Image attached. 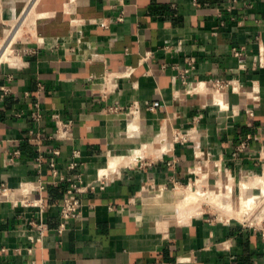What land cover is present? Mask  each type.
Segmentation results:
<instances>
[{
	"label": "crops",
	"instance_id": "obj_1",
	"mask_svg": "<svg viewBox=\"0 0 264 264\" xmlns=\"http://www.w3.org/2000/svg\"><path fill=\"white\" fill-rule=\"evenodd\" d=\"M30 4L36 34L0 64V264H264L235 217L264 172V0H0V33ZM199 168L223 202L184 199ZM68 179L85 206L61 229Z\"/></svg>",
	"mask_w": 264,
	"mask_h": 264
},
{
	"label": "built area",
	"instance_id": "obj_2",
	"mask_svg": "<svg viewBox=\"0 0 264 264\" xmlns=\"http://www.w3.org/2000/svg\"><path fill=\"white\" fill-rule=\"evenodd\" d=\"M26 12V11H25ZM25 14V13H24ZM13 45V43H12ZM11 45V46H12ZM14 49V48H13ZM15 50V49H14ZM236 54H240L239 51L236 52ZM2 63H7L8 65H10V63L8 62H0V64ZM230 84V82L228 83V81H225L223 79H214L211 82V89L212 92L216 91V90H225L227 89V86ZM4 91H8V88H4ZM37 108L36 110L33 112V117L36 121H40L42 118V113L39 109V105H36ZM159 106V102L156 101L151 105V108H155ZM111 109L113 110H118L119 107L115 106V107H111ZM52 118L55 120L56 123V132H55V136L59 137V138H67L70 134L71 128L73 127V121L72 120H66L63 119L61 117V115L59 113H54L52 115ZM187 138V135H182L180 134V132H176L174 134V139L176 141H184ZM244 147V143L241 144L239 146L240 149H242ZM55 154L59 153L58 149L54 150ZM18 154V152H14V155ZM51 165L53 167H55V162L52 161ZM72 167H74V164L72 165ZM68 182H70V186L68 189V196L64 199L62 205H61V218H62V222L60 224L61 229L65 227V225L67 224V222H69L71 219H75V218H79L82 216L83 213V208L85 206V203L83 202V200L79 197V194L85 192V190H87L85 187H82L81 185H79L78 183H76L75 181L72 182L71 179H68ZM95 189V186H90L91 191H93ZM0 193L3 195H7V188L4 186L0 187ZM21 203L25 204L26 206H36L37 202L35 200H30L28 198H24L20 200ZM253 225V224H252ZM258 227V226H257ZM37 228L40 232V235H44L46 233V231L48 230V225L45 222H41L40 224L37 225ZM258 229L261 231V234L264 238V227L260 226L258 227Z\"/></svg>",
	"mask_w": 264,
	"mask_h": 264
},
{
	"label": "bare ground",
	"instance_id": "obj_3",
	"mask_svg": "<svg viewBox=\"0 0 264 264\" xmlns=\"http://www.w3.org/2000/svg\"><path fill=\"white\" fill-rule=\"evenodd\" d=\"M40 14V13H39ZM25 18L24 20L27 19H32L33 17L36 19V17L38 16V13L35 11V6L32 4L30 7L27 8L26 10V15H24ZM30 19V20H31ZM34 19V20H35ZM33 21V20H31ZM26 24V23H25ZM22 26V24L20 23L16 28L17 29H20V27ZM33 32V31H32ZM14 33V31H13ZM8 34V33H7ZM16 34V33H15ZM12 35H10L11 37ZM15 36V35H14ZM13 38V37H12ZM11 42V41H10ZM9 42V43H10ZM6 47V46H5ZM8 48V47H7ZM13 51V50H12ZM5 52V51H4ZM3 52L2 50V55L0 53V60L2 59V56L4 57L5 56V53ZM12 52L9 51V55H11ZM7 56V55H6ZM9 57V56H8ZM12 59V57H11ZM5 61V60H4ZM8 61H10V59H8ZM3 62V61H2ZM12 63V62H11ZM14 63V62H13ZM203 85V84H202ZM205 87V86H204ZM207 88V87H206ZM200 89H203V86H201ZM219 94L217 97V101L218 103L216 102V94ZM213 102L214 103H217L219 104L222 108L223 107H226L225 106V101L221 95V93L219 92H215V97L213 98ZM180 134L184 135L183 133L180 132ZM136 151V150H135ZM139 152L140 151H137L136 154L139 155ZM119 158V157H118ZM118 158H112L111 159V162H110V165H112V167H114L113 165L115 164V162L118 160ZM128 158V157H127ZM126 158V159H127ZM123 163L125 158H121ZM134 158L131 157V158H128L127 161L128 162H131ZM126 161V162H127ZM118 162V161H117ZM109 165V164H108ZM108 168V167H107ZM114 169V168H113ZM109 169H106V170H102L101 172V175H105L107 174L106 172H108ZM205 177V176H204ZM248 187L250 188H258L259 189V193H249V192H245L243 191L242 194H241V198H240V208L239 209H236V212H237V216H239L240 219H242V217H246L253 209L255 206H257L258 204L262 203L264 201V172L260 175H257L255 177H252L250 178V180L248 181ZM229 194L231 193V188L228 189L227 191ZM201 198L203 199H206V200H209L211 202H217V203H220L223 199V195L221 194H215L214 192H211L209 190H204L203 189H198L197 191H194V192H190V191H187L186 194H185V200L188 202H191V203H195L197 202V200H202ZM223 202V201H222ZM224 204V203H223ZM222 206V205H221ZM188 208V207H187ZM249 210V211H248ZM264 212V211H263ZM262 212V214L259 215V217H264V213ZM251 214V213H250ZM263 219V218H262ZM165 223V222H164ZM164 227V226H163Z\"/></svg>",
	"mask_w": 264,
	"mask_h": 264
},
{
	"label": "rangeland",
	"instance_id": "obj_4",
	"mask_svg": "<svg viewBox=\"0 0 264 264\" xmlns=\"http://www.w3.org/2000/svg\"><path fill=\"white\" fill-rule=\"evenodd\" d=\"M30 6H31V4L29 5V7ZM24 15H26V12H25ZM24 18H25V16L21 17L16 22H14L13 26L10 27V29H8L7 31H5V34L0 33V53L2 52V50H3V52L5 51L4 52L5 53V56L4 57L2 56V59L0 60V62H2V61L4 62V60H5V62L10 63L11 65L19 64L21 62L20 61L21 58H20V55H19V51H17V49H16V48H18L17 45L20 42H14V41H20L21 39H24L25 37H27V35H34V34H36V30H35V26H34L36 19L33 17L32 19L30 18L33 21H31L30 19H28V21H27V19L24 20ZM20 23L22 24V26L20 27V29H17L16 27ZM13 31H14V33H13ZM10 35H12V36L10 37ZM12 43H13V45H12ZM9 51L12 52L11 55H9ZM1 55H2V53H1ZM11 57H12V59H11ZM8 59H10V61H8ZM225 106H226V104H225ZM198 170H199V172H196V174L199 175V176L196 177L193 180V182L192 183H189L188 185L191 184V188L194 189V190H198L199 188L200 189H203L204 188V190H209V189H207V188L204 187L205 184H206V181L205 182L202 181V179L204 177V173L201 172V169L200 168ZM206 179H207V176H206ZM223 191L226 192L227 190H223ZM201 199L202 200H199L198 199L197 201H206V202L208 201V200L203 199V198H201ZM206 204L211 205L210 203H206ZM211 206L214 207L213 205H211ZM214 208L215 209H218L216 207H214ZM234 208H235V206H234ZM218 210L220 212V209H218ZM263 211H264V201L262 203L258 204L257 206H255L254 209L250 212L251 214L249 213L246 217H244V218L242 217L241 220H246V221H244V223L253 224V225L258 226V227H260V226L264 227V217H259V215L262 214ZM235 217H238L239 218V216H237V214H235Z\"/></svg>",
	"mask_w": 264,
	"mask_h": 264
}]
</instances>
